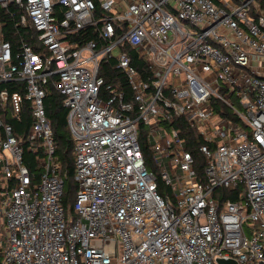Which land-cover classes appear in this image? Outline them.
Wrapping results in <instances>:
<instances>
[{"label": "built area", "instance_id": "1", "mask_svg": "<svg viewBox=\"0 0 264 264\" xmlns=\"http://www.w3.org/2000/svg\"><path fill=\"white\" fill-rule=\"evenodd\" d=\"M50 88L75 141L73 213ZM0 247V264H264L262 1L0 0Z\"/></svg>", "mask_w": 264, "mask_h": 264}, {"label": "trees", "instance_id": "2", "mask_svg": "<svg viewBox=\"0 0 264 264\" xmlns=\"http://www.w3.org/2000/svg\"><path fill=\"white\" fill-rule=\"evenodd\" d=\"M235 1H241V0H235ZM264 4V0H261ZM5 15V12H3ZM6 33L5 36L7 39H10L13 43H18L19 39L22 37H25L29 39V33L24 31L23 29L20 30L19 34L14 33L12 31V28L9 22H6ZM87 39H97L96 34L92 28H88L85 32ZM135 59V58H134ZM134 63L137 64V61L134 60ZM112 68H115V62L114 60H111L109 62H104L101 65V75L105 76L107 78V82L112 81L113 73ZM128 87V86H127ZM130 91V88H127ZM45 107L47 114L52 122V126L54 129V135L57 142V153L59 155V158L61 159V162L63 164V170L66 173V186H65V194H64V203L66 207H68L69 212L73 213L71 205L74 201V195L77 191V183L74 179V162H75V153H74V146L75 141L73 138V135L70 131V128L68 126L67 122V115L69 112V109L64 105L62 95L59 94L56 90L53 88H50L45 100ZM222 114H229L228 110L224 108V110H221ZM15 124V131L16 133H21V126L20 121L17 119H13ZM176 127L180 129L183 133V137L185 138L186 146L194 153L195 159H196V167L202 175V168L207 162L206 156L200 151V145L204 142L198 131L194 126H191L190 124L186 123V121H178L175 122ZM28 124V123H27ZM140 130V144L142 147V150L144 152V156L146 159L147 167L154 169L156 171L155 162L153 160L154 154L150 147V144L147 141V133L148 128L144 126L143 123H140L139 125ZM29 157L32 158L31 161L29 160ZM34 157V153H31V151H27L26 153V162L27 164L33 169V170H40V167H38V162ZM37 164V166H36ZM40 173V172H39ZM158 190L161 194L166 195L170 192L169 187L161 180V178L158 176ZM218 196V192H215ZM232 198H236V195ZM3 255L2 248L0 247V261Z\"/></svg>", "mask_w": 264, "mask_h": 264}, {"label": "water", "instance_id": "3", "mask_svg": "<svg viewBox=\"0 0 264 264\" xmlns=\"http://www.w3.org/2000/svg\"><path fill=\"white\" fill-rule=\"evenodd\" d=\"M218 261L220 264H239L234 258L221 257L218 258ZM258 264H262V261H259Z\"/></svg>", "mask_w": 264, "mask_h": 264}]
</instances>
